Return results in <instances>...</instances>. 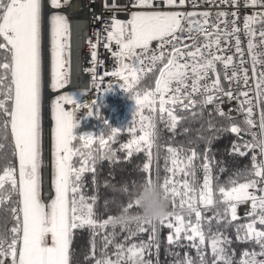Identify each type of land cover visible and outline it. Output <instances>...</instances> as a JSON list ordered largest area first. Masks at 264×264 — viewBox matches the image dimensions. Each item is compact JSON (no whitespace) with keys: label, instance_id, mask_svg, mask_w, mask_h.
<instances>
[{"label":"snow or ice","instance_id":"snow-or-ice-1","mask_svg":"<svg viewBox=\"0 0 264 264\" xmlns=\"http://www.w3.org/2000/svg\"><path fill=\"white\" fill-rule=\"evenodd\" d=\"M207 2L235 7L240 0ZM185 4L186 0H129L130 7L125 6L124 10L130 12V19L121 21L113 16L111 23H106L104 27L107 42L103 47L111 52L117 67L110 73L105 71L99 78L93 68L92 81L96 88H102L106 77H117L120 88L135 102L134 118L129 126L133 138L122 145L128 156L133 151H147L151 161L152 149L158 147L154 123L157 111L160 119H166L169 129L174 130L183 119L177 115V109L189 111L197 106L204 109L213 105L215 115L230 123L215 129L214 121L210 120L209 128L237 135L243 131L252 136L241 146L233 143V151L240 155H245L246 151L253 152L252 170L240 174L245 178L242 183L230 179V186H218L219 199L216 198L213 183L218 178L212 175L208 149H205L202 164L197 165L195 161L200 154L194 148L167 147V175L162 183L159 180L156 183L164 197L167 200L171 198L173 211L167 212L158 221L161 225L167 222L166 227L172 230L167 236L170 245L179 243L181 239L191 242L190 246L197 250L200 257L199 264H206L203 254L206 241L203 225L206 221L202 208H216L215 216L207 220L209 227L211 219L227 226L238 218L237 205L250 201L248 215L252 219L247 224L238 225L237 232H243L246 240H254L260 251L245 252L240 264H264V259L257 258L264 257V230L257 228V224L264 226V186H261L264 184V159H257V151L259 157L264 158V10L244 17L243 33L247 38L249 57L246 60L241 46L238 11H217L213 14L209 11H167L163 8ZM50 6L60 8L61 0H50ZM244 7L264 9V0H244ZM49 24L50 87L58 90L68 82L65 53L69 48V26L66 17L61 14L51 15ZM206 27L210 30L205 31ZM154 41L158 42V54L152 51L149 56ZM112 43L117 46L115 51L111 49ZM97 46L96 43L91 44L93 61L96 60ZM42 62V0H0V96L3 97L0 99V137L6 138L10 127L14 145L12 154L18 161V179L12 166L5 167L0 175V203L4 199L6 184L11 185L9 196L15 194L18 197L17 206L11 209L14 226L10 232L0 231V264H8L9 257L11 264H69L73 230L87 226L95 233L97 226L103 229L106 225L117 224L113 217H109L97 225L93 218V203H88L81 194L82 176L92 170L90 161L94 163L96 159L91 151L92 145L98 138L101 150L106 149L109 142H114L118 131L123 130L108 126L110 135L107 139L103 130L98 135L73 133L77 126L73 122L74 112L84 107L88 109V115H92L95 101L81 105L68 93L52 101L51 187L54 195L47 203L41 198ZM158 62L163 66L158 68L154 88L138 91L136 86L140 80L156 69ZM249 62L251 68L246 66ZM97 79L99 84H96ZM225 82L227 88L224 87ZM224 98L237 101L236 111L244 116L245 127L234 122L235 118L230 115L233 109L226 113L220 106ZM145 108L152 115L145 116ZM257 108L260 109L258 134L251 131L257 126L253 119L254 109ZM136 114H139V136L135 135L136 128L133 126ZM104 123L107 125V121ZM212 138L206 139L211 141ZM77 139L84 149L89 150L87 153L74 147L73 142ZM2 148L3 145H0ZM100 154L105 155L103 151ZM77 156L81 165L78 168L73 164V158ZM149 168V163L143 165L145 171ZM198 168L203 170L202 182L197 179ZM152 181L150 176L146 180L147 183ZM177 199L181 212L175 211ZM92 200L94 202L95 197ZM135 206H138L137 202ZM136 222L139 232L146 231L144 225L151 226L153 235L149 240L153 241L155 221L138 216ZM237 238H240L239 235ZM208 239L214 255L213 264H233L225 248L230 243L228 238L216 232ZM105 241L104 247L107 248L111 241L107 237ZM145 247L143 242L132 244L127 249L118 245L115 261L101 258L96 260V264H144ZM103 255L106 257V253ZM177 264L195 262L185 255L183 261Z\"/></svg>","mask_w":264,"mask_h":264},{"label":"trees","instance_id":"trees-1","mask_svg":"<svg viewBox=\"0 0 264 264\" xmlns=\"http://www.w3.org/2000/svg\"><path fill=\"white\" fill-rule=\"evenodd\" d=\"M48 63L50 68V51L48 52ZM156 76V73L143 76L136 86L137 90L140 92L151 90L154 87ZM0 99L3 97L0 96ZM207 108L208 106L204 109L197 106L189 111L177 109V115L183 119L178 122L174 130L169 129L166 119L163 121L160 119V114L157 111L154 123L158 134L156 140L158 147L152 149L151 161H149L147 151H133L132 155L128 156L127 150L122 148V145L127 144L133 138L129 126L134 118L135 102L127 93L122 97L108 95L99 100L93 106L92 115H88L87 109L80 124L74 128L75 135L89 132L98 135L103 130L104 138L107 139L110 135L108 126L123 128L122 131H118L114 142L108 143L106 149L101 150L97 138L91 149L93 156L96 157L94 163L90 161L92 170L85 172L82 176L81 194L85 196L88 203H93V218L97 221V225L109 217L120 216L125 209L132 215H141V209L135 206V202H137L135 197L139 195L141 184L145 183L149 176L153 181L159 180L162 183L163 178L167 175L165 169L167 147L169 146L194 148L200 154L195 161L196 164L203 161L205 149H208L212 175L214 178H218L213 181L217 199H219L218 186H230L228 183L230 179L244 182L245 178L240 174H246L252 170L251 156L250 154L240 155L233 151L235 134L230 131H215L209 128L210 120L214 121L215 129L223 128L229 122L215 114H208ZM143 114L145 116L152 115L147 108L143 110ZM135 120L136 124L133 125L136 128L135 135L139 136V114H136ZM104 121H107V125ZM207 137L213 138L208 141ZM0 145H3V148L0 149V175H2L5 167L12 166L16 169L17 166L16 158L12 154L14 145L11 142L10 127L7 137H0ZM73 145L76 148H81L85 153L89 151L82 147V142L79 139L74 141ZM101 151L105 155L101 156ZM145 163L150 164L148 171L143 169ZM50 164L51 162H49V166H51ZM73 164L77 168L80 167V157H74ZM181 179L183 178L181 177ZM10 188V184L5 185L4 199L0 205V207L3 205L6 224L13 220L11 209L17 206L18 201L15 194L9 196ZM92 197H95L94 202ZM130 204L133 206L129 207ZM171 209L172 201L169 198L167 211L169 212ZM215 213L216 208L214 207L204 210L202 213L206 221L203 225L206 233V241L203 246L206 264H213L214 255L208 238L216 232L226 236L230 241L225 245V248L233 264H240L245 252L259 250L260 247L254 240H246L243 232L239 234L237 232V226L249 223V219L237 218L227 226L223 222L217 224L215 219H211L209 227L207 220L214 217ZM166 223L161 225L158 220L155 221L156 232L153 241L149 240V237L153 235L151 226L144 225L146 231L139 232L137 222L126 226L109 224L103 229L97 226L95 233L87 226L75 229L72 231L69 245V264H96V260L101 258L115 261L118 245H124L127 249L132 244L140 245L141 242L146 245L142 257L144 264H177L178 261H183L185 255L191 257L195 264H199L200 257L197 255V250L190 246L191 242L181 239L179 243L171 245L168 243L169 228L166 227ZM257 227L260 225L257 224ZM131 233L136 234L133 236ZM105 237L111 241L107 248L104 247ZM105 253L106 257L103 255ZM8 264L11 262L8 261Z\"/></svg>","mask_w":264,"mask_h":264},{"label":"built area","instance_id":"built-area-1","mask_svg":"<svg viewBox=\"0 0 264 264\" xmlns=\"http://www.w3.org/2000/svg\"><path fill=\"white\" fill-rule=\"evenodd\" d=\"M61 7L58 9H53L49 5L48 0H42L43 10L47 13V26L49 27V15L52 13H61L67 19L69 26V48L66 50L65 59L67 61L66 68L68 70V82L63 89H58L54 93V95H63L64 93L70 94L74 101L81 105L91 104L93 101L98 102L108 95H114L117 97H122L126 93L120 88L119 78L108 76L104 79L102 88H96L92 81L93 72L92 69L95 68V75L97 78L104 75L105 71L109 73L114 71L117 67V63L115 58L111 55V52L103 47V44L107 42L104 37L106 36V32L104 31L105 24H110L111 19L115 16L116 19L121 21H127L130 19V12L124 10L125 6L130 7L129 0H67V3H64V0H61ZM115 5V7H114ZM164 10L167 11H209L215 14L217 11H238L239 13V26L242 31L240 33L241 38V46L245 51V59L248 60L247 54V38L243 33V21L245 15H251L254 11H261L264 9L253 8V7H244V0H240L238 6H232L231 4H220L214 5L207 2V0H186V4L182 7H173L168 8L167 6H163ZM214 18V15H213ZM78 21H81V31L76 34L75 33V25ZM257 27H259L257 25ZM207 27L205 31H209ZM99 34V36H98ZM96 43L98 46L95 49L97 56L96 60L93 61L91 53L93 51L91 44ZM158 42H153L151 45V50L148 55L152 54V51H157L156 48ZM116 45L114 43L111 44V49L113 51L116 50ZM231 54V53H229ZM238 59V57H237ZM145 63H149L145 61ZM163 65L159 62L157 63L156 69L149 73H156L158 75V68ZM251 68L250 62L246 65ZM74 74H77L78 81L73 82L72 77ZM144 75V76H145ZM211 75V73H209ZM99 79L96 80V84H99ZM110 85V87H109ZM224 87L227 88V83H224ZM45 106H48V100L42 102V110H44ZM223 110L227 113L229 109H233L230 113L232 117H234V122L240 124L241 127H245L243 124L244 116L236 111L238 104L237 101H228L227 98H224L223 103L220 105ZM69 107V106H66ZM87 109L81 107L79 110L75 111L73 114V122L77 126L80 124L81 120L85 116ZM208 114L214 113V106L208 105L207 108ZM259 118H260V109H254V117L257 126L251 129L252 132L259 133ZM42 115V122H43ZM229 122V121H228ZM45 123V121L43 122ZM230 123V122H229ZM43 128L45 126L43 125ZM75 128V127H74ZM43 130V129H42ZM74 130V129H73ZM45 132V129L43 130ZM236 139L234 140L235 144L241 146L243 141H250L252 136L248 132H241L239 135L235 134ZM233 142V143H234ZM242 151H246L243 148ZM246 154H250L251 160L253 156V152L246 151ZM257 159H264L259 157L257 151ZM45 161V159H43ZM203 161L199 162L197 165H201ZM253 165V160H252ZM48 165L43 164V170H45ZM211 167V164H210ZM255 178V177H254ZM197 179L202 182L203 179V170L202 168L197 169ZM264 186V184H261ZM177 207L175 208L176 212H181V209L178 207L179 200L176 201ZM202 208V206H201ZM211 208V207H209ZM173 211V204L172 209ZM204 209L202 208V213ZM251 211V202L241 203L237 205V217L238 218H246L252 219L248 213ZM170 212V211H169ZM194 220V216H193ZM261 230H264V226L257 227ZM172 230L169 229L167 236ZM259 250L255 252H259ZM253 252V251H247ZM258 259H264V257H257Z\"/></svg>","mask_w":264,"mask_h":264},{"label":"clouds","instance_id":"clouds-1","mask_svg":"<svg viewBox=\"0 0 264 264\" xmlns=\"http://www.w3.org/2000/svg\"><path fill=\"white\" fill-rule=\"evenodd\" d=\"M135 199L141 209V215L139 216L145 219L156 221L168 212V200L164 197L161 188L155 181L141 184L139 195ZM137 218V215H132L125 209L120 216L114 219L117 224L126 226L136 222Z\"/></svg>","mask_w":264,"mask_h":264},{"label":"bare ground","instance_id":"bare-ground-1","mask_svg":"<svg viewBox=\"0 0 264 264\" xmlns=\"http://www.w3.org/2000/svg\"><path fill=\"white\" fill-rule=\"evenodd\" d=\"M81 24L82 22L81 21H78L77 24L74 26L75 27V33L78 34L80 31H81ZM47 34V23L45 22V35ZM48 41L46 43V38H45V57H44V64H45V79H46V76H47V86L45 85V88H44V97H45V102L48 100V103H49V99H50V93H49V87H48V73H49V63H48ZM72 81L73 82H76L78 81V77H77V74H74L73 77H72ZM43 118H44V126H45V132H46V129H48V132H49V127H50V123H51V120H50V116H49V109H48V106H45L44 108V115H43ZM48 142L49 144V135L48 137L45 136V143ZM51 165V164H50ZM49 169L50 168H46L43 172L45 174V181L43 183V186L45 188V202L47 203L48 199L52 196V189H51V186H50V173H49Z\"/></svg>","mask_w":264,"mask_h":264},{"label":"rangeland","instance_id":"rangeland-1","mask_svg":"<svg viewBox=\"0 0 264 264\" xmlns=\"http://www.w3.org/2000/svg\"><path fill=\"white\" fill-rule=\"evenodd\" d=\"M49 4H50V0H49ZM53 14H61V13H52V14H50V16L51 15H53ZM62 15V14H61ZM49 16V17H50ZM48 44L50 45V24H49V40H48ZM49 51H50V49H49ZM50 69V68H49ZM49 87H50V70H49ZM50 89H51V87H50ZM60 94H58V95H53L52 97H51V99H49V116H50V119H51V124H50V129H49V135H50V137H49V160H50V162H51V164H52V158H51V129H52V127L54 126V121L52 120V117H51V105H52V101H54L55 99H56V97L57 96H59ZM10 106V105H9ZM42 126H43V124H42ZM42 162H43V154H42V149H41V174H42V179H43V167H42ZM16 175H17V179H18V161L16 160ZM50 169H49V173H50V186H51V179H52V167L50 166L49 167ZM42 186H43V182H42ZM43 188V187H42ZM51 189H52V187H51ZM52 191H53V189H52ZM41 193H42V191H41ZM52 195H54V191H53V193H52ZM41 198H42V196H41ZM50 199V198H49ZM48 199V200H49ZM42 200L44 201V199L42 198ZM48 202V201H47ZM46 203V202H45ZM0 205H1V203H0ZM209 209V208H208ZM4 217H5V212H4V209H3V205H2V207H0V231H8V232H10V229L14 226V224H15V220H14V218H13V220L9 223V224H6L5 223V220H4ZM49 242H50V238H49ZM7 261H9V262H11V258L9 257V258H7Z\"/></svg>","mask_w":264,"mask_h":264},{"label":"water","instance_id":"water-1","mask_svg":"<svg viewBox=\"0 0 264 264\" xmlns=\"http://www.w3.org/2000/svg\"><path fill=\"white\" fill-rule=\"evenodd\" d=\"M42 16H43V62H42V100L44 101L45 100V97H44V88H45V85L47 86V76H46V79H45V64H44V55H45V38H46V43L48 41L47 39V34L45 35V22L47 23V16L45 14V11L43 10L42 11ZM56 91H52L49 89V93H50V96L53 95ZM42 114L44 115V110L42 111ZM44 120V118H43ZM44 122V121H43ZM44 125V123H43ZM45 128H43L44 130ZM48 129H46V132H43V155L45 158H48V153H47V149H48V142L45 143V136L47 137L48 135ZM43 181H45V174H43ZM43 191L45 193V188L43 186ZM46 196V195H44Z\"/></svg>","mask_w":264,"mask_h":264}]
</instances>
